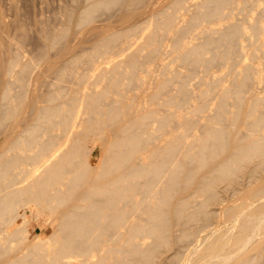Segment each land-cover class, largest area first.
Returning a JSON list of instances; mask_svg holds the SVG:
<instances>
[{"label": "bare ground", "instance_id": "1", "mask_svg": "<svg viewBox=\"0 0 264 264\" xmlns=\"http://www.w3.org/2000/svg\"><path fill=\"white\" fill-rule=\"evenodd\" d=\"M131 1L134 2V0ZM117 2H120V0H99L97 2L94 1V3L89 5L86 4L87 7H84L85 9L82 11V13H80V15L76 14L78 17L76 16L75 18L77 20L75 24L77 25L79 22L80 24L82 22H86V20L90 19L91 16L95 14L96 10L102 5L108 7L109 5L112 6V4L114 5ZM231 2L232 0H204V7L199 9L198 13L196 12L197 15L196 13L193 14L194 19L192 22L194 23L196 20L202 17L208 18L210 20L211 18L221 17L224 14V5ZM169 3H171V6L173 5V8L175 7L174 11L178 8L181 9L182 5L185 4L184 0H170ZM135 5L137 4L135 3ZM184 6L187 8L188 5L186 4ZM133 7L131 9L135 8ZM123 9H125V7ZM156 11L158 14L155 13V10L153 15L151 12H149V14L152 15L150 17L151 20H146L147 23L149 22L150 25L152 24L151 27H153H148L149 29L151 28L149 31H147L146 28L147 23L142 25L140 21L139 25L138 22L133 23L132 19L131 25L127 24L130 25L127 27L128 29H124L126 32H128V30L134 32L132 30L139 28L141 31L146 28V33H144L145 36L150 38L149 40L154 41L160 40V38H158L160 37V27L172 29L176 34L174 41L178 45H181V49H183L182 53H178L179 56H181L183 60L197 62L200 64L204 58L203 53L206 51L205 49L208 46L210 47L211 42L213 41V38L211 37L212 35L209 33L208 36L210 35V37H208L207 40L202 43L200 42L194 45H186L182 35L186 32L188 27L174 28L176 11L169 12L164 9V7L158 8ZM159 13H162L165 16L163 20L161 19L162 21L157 20L159 16H155L156 14L159 15ZM132 14L133 13L131 12L130 15ZM141 14L139 16H141ZM262 14L264 15V13ZM262 14L260 15L262 16ZM130 17L131 16H129V18ZM259 18L261 19V17ZM125 20L128 21L129 19ZM255 21V24L253 23L252 26L255 27L254 30L256 32L260 33L262 31V23L259 24V19H257V17H255ZM186 26H188V23ZM192 27H194V25L191 26V30ZM243 28L244 27L238 23H230L227 26L226 31H224L222 35L220 34V39L216 38L214 35L216 40L219 39L224 44H221V46H224L222 47L223 52L221 50L222 53H219V49L217 50L218 54H221V60H219V62L221 61L225 63L228 60L227 57L231 55L229 53L235 52V47L233 48L234 51L232 50L231 52V47L229 48V46L232 45L231 43H235L234 39L240 37V35L243 34ZM124 29H122L123 31H119L117 29V31L114 32L112 30V33L109 30V34H107V31L103 32V35L101 34L102 37L99 36L101 38H98V41H95V43H97V47H105V49H108V47H111L115 41H118L117 38L120 37V35L126 33L124 32ZM259 33H257L258 37L256 39V47L257 49L263 48L264 50V39L261 37V35H259ZM67 35L68 34H66V36ZM53 38L52 40L55 42L57 37L54 39ZM52 40L51 42L53 44ZM253 43L255 45L254 41ZM92 48L94 49V47ZM155 49L156 48H154V50ZM134 52L131 53L132 55H130V58H127L132 65H134L136 62L133 57L135 56ZM214 53L213 55L217 54ZM259 53L262 54L261 52ZM92 54L95 55L94 53ZM18 56L20 58V55ZM211 56L212 55L206 58H215L217 55ZM218 57L219 55L217 56V60ZM13 58L12 60H14ZM17 58L18 57H16V59ZM222 59H226V61H223ZM217 60H214V62ZM248 63L249 62H247V64ZM114 65L116 64L114 63ZM252 65L253 64H251V66ZM136 67L137 65H134V69ZM245 67H243V71L246 74L247 72L250 74L249 69H251V72L254 73V71H252V67L254 66L251 68L249 65L247 68ZM20 73L23 72L20 71ZM250 75L251 78H254L252 74ZM237 76L238 75L236 74V77ZM239 77L237 78L242 79V81H234L236 84L233 82V87L229 86V88L228 86H222L223 88L221 91L220 101L218 102L217 116L213 119L211 118L210 120H207L205 123L203 122L204 119L202 120L205 125L202 123L201 124L204 125V128L206 127V129H204L202 126V129L205 130L204 135H202L201 132V136L198 134V136H196L193 140H183L184 133L171 134V136L164 138V144H159V146L153 145L155 148L151 149V152L155 157H153L152 153H149L153 158L151 162V157L147 162L144 161L145 156L143 154V147L147 145V140H150V138L153 136L151 137L152 134H150V137L142 136L140 129L144 127V132L147 130L148 125H146L145 128V124L149 123L148 121L154 114L156 110V104L153 106H151V104L150 107H144L143 105H140L138 101H136V103L138 102L137 104L140 106L134 104L138 106V108H136V106L133 105V107L136 109L135 112L130 113V111H127L131 115L135 113L136 117L121 123L119 120L122 119L124 113L123 108L119 106V102L121 103L120 105H124L121 101L115 103L117 106L114 105V107L113 104H110L112 102H110L108 105H112L111 109H108L109 106L107 108L105 107L107 112L103 111L102 107L100 110L97 109L100 107L99 104H101L99 103V99L105 96L106 92V95H108L114 85L116 87L115 90H119V87L117 86H120V84H118L120 82L117 81V78L116 81L111 79L112 84L110 83V85L114 84L111 86V89L105 86L108 88L109 92L107 89H104V87L101 90L93 89L95 91L93 92V97H91L92 99L86 96H91L92 90L90 94H85L86 97L83 96L82 93L84 92H82V89V93L78 95V92L80 91L78 89L79 91L77 90L71 95L68 93L69 96H65L62 99L61 96L63 94L60 90H53L50 92L48 94V101H46L47 103L43 104L42 102L43 105L39 104L40 107H38L39 109L37 108L38 111H36L39 113H37L36 119H32V122L29 120L31 123H29L27 120L29 124L24 123L26 121L25 119L23 124L27 125H25L23 129H16L18 125L15 126V129L13 130H11L9 127L12 135H9V130H7V132L9 131L8 134H4L5 138L7 135H9L8 137H11V139L6 138L8 141L10 140V142L8 144H5L6 142H4L3 144H5L6 147L1 146L2 148L0 149V232L2 233H0V264H150L156 259L157 256H159L161 247H167L168 249H171L170 252L172 255L170 256V254H167L165 256H161L159 260L160 264H174L182 262V259L184 260L183 249L185 248L184 250H189L192 243L193 246L191 245L192 247L190 248L189 255L187 256V259L185 258L186 260H184L182 264H264V181L260 179V174L264 169V126H262L264 124V114L261 113V115H256L252 120H245L247 122L244 121L245 125H242V128L247 125L245 127L247 130L245 131L244 129V132L242 130V135L237 129L235 130L236 120L239 119V117L237 118V114L240 115V113L234 114L235 118L231 121L232 129L229 128L230 124H227L228 126L225 125L228 128L223 125L225 121L228 122L226 119L227 115H224V105L228 94H230L229 92L232 91V93H235L238 99V105H236V108H239L241 106L242 97H244L242 95L243 85L247 87L252 81L248 80V85V81L246 84L244 83L246 80L244 78L248 77V74L244 78H242V75ZM8 79L6 80L8 81ZM118 79H120V76ZM233 79L235 80V78ZM168 80H166V83ZM216 83L215 85L218 87L220 82H218V84ZM165 84L163 86H165ZM20 87L22 86L20 85ZM9 89L6 87V89L1 92L2 95L0 93V124L8 120L13 121L14 119L17 120L15 123L18 124V113L22 114L20 111L22 104L21 101H15V97L11 96ZM162 89L163 88L161 87L154 89V91H152L149 95L150 98L157 102L156 99H158ZM180 89L181 91L179 90V92H182V96L186 94L185 97H183L185 101H187L186 99H188V93L186 92L189 89L187 91L185 90L186 88L183 87ZM87 92L85 91V93ZM119 92L122 93L120 90ZM244 92L243 94H245ZM65 93L67 94V92ZM172 96H168L170 100L169 98L163 99L164 101L169 100L172 105L176 106L178 104L182 105L181 102H185L184 100L180 102L179 99V101L172 99L174 98ZM180 96L181 95H179V97ZM183 97L181 98L183 99ZM122 99L120 96V100ZM259 100H262L261 97L256 96L253 100L251 99L250 104H247L248 106L244 104L247 108L245 112V114L247 113V116H251L256 113ZM122 101L123 103L126 102L125 99ZM169 102L166 104L170 105ZM96 103L98 106H96ZM127 103L129 102L127 101ZM133 103H135V101L132 102V104ZM204 103L206 104L205 101L202 104ZM33 105L35 106V104ZM126 105L127 104L125 103V106ZM202 108L205 109L203 106ZM83 109L91 110L93 113L96 111V116H92L94 115L92 114L90 115L91 117H86L83 119L84 121L82 120L83 125L85 123V125L82 127L86 129V132H83L82 135H79L77 130H75L77 132H73L72 129L70 130V128L73 126L74 118H77V116L79 117ZM126 109L131 111L133 110L130 108L128 109V107ZM98 110L100 112L102 110L103 112L100 113ZM98 112L101 115L98 114L97 116ZM104 112L108 113V116H106L107 114L103 115ZM23 113H25V111ZM102 115L106 117L105 119L107 120L105 121H119L120 125L116 126L118 131L116 130V133H114L115 131L113 130L115 129H112V133L114 134H112L110 131V134L112 135L106 139L107 147L106 152L104 153V159L100 163H93L92 157L94 154V148L96 146H91L88 148L87 144L90 141L87 143V140L90 136H93L94 139H101L102 135L104 136V130L106 128L103 130V133L97 132V130L95 131V128L98 129L103 126L101 125L98 127L101 121L104 122ZM131 115H129V117ZM176 115V110L172 109L165 112L164 114L158 115L156 118L159 121V127L164 130L169 128L172 121L175 122V120H179V116L177 117ZM23 116L26 115H22V117ZM56 116H60V120H58L62 126H64L66 131L70 130L74 134L77 133L76 136L72 135L73 138H71L72 136L70 134L69 135L71 137H68V133H66L67 137L70 138L67 142L71 145L69 144L70 146L68 145L69 147L68 149L65 148L66 150L64 147V150L61 149L62 147L58 148L62 151H59L56 148V146H59V144L56 143L58 140H55L57 139V136L55 135L57 133L54 132L55 134H53V130L51 129H54L53 125L49 124L50 126L48 127L50 135L47 134V138L42 136V133H44L42 132L44 131V126L47 131V123H53V120ZM99 116H102V118ZM175 116L178 119H175ZM224 116L226 120L224 119ZM19 118H21V116ZM105 123L104 125L107 126ZM186 123L189 124L191 122L187 121ZM188 124L186 125L187 131H189V128L194 127V125L190 124L191 126H189ZM10 125L13 127L12 122ZM54 125L57 126L58 124ZM74 127L75 126H73V128ZM139 127L142 128L139 129ZM49 128L52 131H50ZM14 130L18 131L13 134ZM146 135L149 136V134ZM105 136L107 137V135ZM150 144L151 143H149V146ZM145 147L147 148V146ZM179 152L182 154V157L179 156L180 158L178 157ZM180 159L181 161L185 160V166H187V164L190 166H187L188 168L184 166V168V164H182ZM186 161H189L192 163V165L190 163L186 164ZM207 164L210 167L204 170V167L208 166ZM139 177L142 178L140 179ZM164 178H167L166 180L168 181L167 184L162 187L164 183L162 184L161 182H164ZM244 178H248L254 180V182H257L256 187L250 190V197L252 196L250 199L256 197V202L250 203L254 201V198L250 202L247 200H242L240 202H231L226 204V219L232 221V225L230 222V226L225 224V227L222 229L212 226L214 223L212 222V219L214 218V212L209 208V206L211 203L217 202L222 197V190H228L231 188L234 192L239 191L240 185H242L245 180ZM223 181L226 183L223 184ZM222 185H225L224 188ZM193 186L196 187H194V190H192ZM161 187L163 193L161 192L162 194H158L161 191ZM187 187V191L191 190L197 192L199 190L205 195H203L205 197L204 200H201L203 203L200 202L201 205H197V207L194 206V209H190L189 207L192 206L193 203L191 202L194 200L191 198L193 197L191 191V194H185L183 192L184 194L182 193V195L174 197V192L176 193L177 190L181 188H185L186 190ZM189 187L192 189H189ZM138 191L140 194L142 193L141 197H137ZM141 204H144L146 209L144 206L141 207ZM26 206L31 209V213H36H34V215H37L38 213L40 214V212H46L48 215H54V220L59 222H55L57 224L55 232L57 233L58 237L57 240L54 239L58 244H56L54 241L53 244L55 243L56 245L52 247L51 244H49L51 247H46L44 243L43 246L39 244L42 241L44 242L42 239L41 242L37 240L39 243L33 241L32 244H27L28 247L25 245V249H27V251L30 249L29 252H26L23 246L22 248L24 249L25 253L23 252L21 254L20 252L19 255H16L15 252L19 251L17 250V247L20 246L19 245L16 247V245L20 243L19 241L16 242V240H22L23 238H26L28 232L26 233L25 231H28L27 229L29 227L27 224L25 226L22 225L23 223L17 224L13 229H9L8 226L14 224L18 217H23L26 215L24 209V211H19L21 207L25 208ZM141 211L146 212V214L144 213L146 217L143 215L139 216ZM136 213H139V215ZM134 215H137L138 218H135ZM144 219H148V222L146 220V222H142ZM192 222H196V225L191 226L190 223ZM230 227L232 229H230ZM146 235H152L153 241L146 242L144 240ZM142 239L143 241H141ZM14 240L16 242L15 246L11 244L14 243L11 242ZM202 246L203 250H205L204 252H202ZM22 248H20V251ZM12 250H17L14 252L15 256L13 255V257H11L12 254L10 255L9 253ZM6 254H8L7 257L10 255L11 258H5L4 256H6ZM184 254H186V252ZM111 258L112 262L108 261V259Z\"/></svg>", "mask_w": 264, "mask_h": 264}, {"label": "rangeland", "instance_id": "2", "mask_svg": "<svg viewBox=\"0 0 264 264\" xmlns=\"http://www.w3.org/2000/svg\"><path fill=\"white\" fill-rule=\"evenodd\" d=\"M94 1L97 2L99 0H0V83H1L0 84V93L3 92L6 89V87H8V89L11 88V89H9V92H10L11 96L15 97V99L13 97H11V98H13L15 101L19 100L22 103L21 109H20L22 114L18 113V121H19L18 124L15 123V121L17 122V120H15V119L13 121L8 120V121H5L4 123L0 124L1 125L0 126L1 127L0 128V149L2 148L1 146L6 147L5 144H8L10 142V140L8 141V139H11V137L9 138L8 136L12 135V133L9 130V127L11 130H13V129H15L14 127L18 125L19 127L17 126L16 129H18V128L23 129V127H25V125L32 122V119H36L37 113H39V112H36L39 109L38 107H40L42 102H43V104L47 103L46 101H48V96H49L48 94L50 92H52L53 90H57V91L60 90L62 92L63 95L61 96V99L64 98L65 96H69V94L70 95L73 94L78 89L80 90V91L78 90L80 92V93L78 92V95H80L82 92H84V93H82L83 96H85V94H88V93L90 94V92L92 90L91 96L86 95V96L91 98V97H93L92 95H93V92L95 90H101L103 87H104V89H107V90H108V88L111 89V86L114 85V84L110 85V83L112 84L111 79L116 81V78H117V81L120 82L118 84H120V86H121L120 87L118 85L117 87H119V90L122 93H120L119 90L118 91L115 90L116 87L114 85L110 92L108 90V92H109L108 95H106L107 94V92H106L105 96L100 98L103 100L99 99V101H100L99 103H101V104H99L100 107H98V108L96 107L97 109L100 110V108L102 107L103 109L102 108L101 109L103 111L107 112L106 108L109 106L108 104L110 102H112L110 104H113V107H114V105L117 106V104H115V103L121 101L122 104H124L123 105L124 107L122 105H120L121 104L120 102H119V106H121L123 108L124 113H123V117H122L123 121H122V119H120L119 121L122 123V122H126V120L128 121L129 119L136 117L135 113H133L131 115L127 112V111H130V113L135 112L136 109L133 107L134 104L138 105L137 103L139 102V104L143 105L144 107H150L151 104H152L151 106L156 104L155 105L156 110L154 112L155 115L153 114L154 116L152 115V117L148 121L149 123L145 124V128H146V125H148L147 130H145V132L147 131L148 133L144 132V129H143L144 127L143 128L139 127V129L142 128V129H140L142 136L150 137V134H152L151 137L153 136L152 138H150V140L149 139L147 140L148 143H147V145H145V146H147V148L145 146L143 147V154L145 156V160H144L145 162L150 160V157L152 158V155H153V157H155L154 154L151 152V149L155 148L153 145L159 146V144H162V143L164 144V142H165L164 138L171 136V134L184 133L183 140H193L201 132H202V135H204L205 134L204 129H206V127L204 128V125H205L204 123L207 120H210L211 118L213 119L217 116L218 102L220 101L222 88L226 87V86H228V87L232 86L233 87L234 84H236L234 81H237V82H239L240 80L242 81V79L237 78L241 75H242V78H244L248 74V77L244 78V79H246L244 82L245 84L248 80L249 81L252 80V81L250 82L249 85H248L249 81L247 82V85H248V86L246 85L247 87H245V85H243L242 95L244 97H242L241 106L240 107L238 106L239 108H236L237 107L236 105H238L237 104L238 99H237L235 93L234 92L232 93V91L229 92L230 94H228V96H227L228 101L226 100L225 105H224V115L225 116L227 115L226 119L228 120V122L225 121V123H223V125L228 126L227 124H230L229 128H231V126H232L231 121L235 118L234 114L240 113V115L237 114V118L239 117V119L236 120L235 130L237 129L239 131V133L242 135L245 127L247 126L246 125V126H244V128H242V125H245V123H244L245 120H247V119L252 120L254 116L261 115V113L264 114V109H263L264 108L263 107L264 106L263 105L264 104V101H263L264 100V50H263V48L257 49L256 39L258 37L257 33H259V32H256L254 30L255 27L252 26L253 23L255 24V22H256L255 17H257V19H259V24L262 23V29H261L262 31L260 30L261 32L259 33V35H261V37L264 39V29H263L264 28V15L262 14V13H264V12H262V11H264V0H254V2H253V0H244V1L243 0H232V2H231L232 4L227 3L224 5L225 6L223 9L224 14L221 17L211 18V20L208 18L202 17V18L198 19L199 21L196 20L194 23L192 22L194 19L193 14H195L196 12L198 13L199 9L204 7V0H184L185 4L182 5L181 9L178 8L179 10L178 9L175 10L176 12L174 11L175 7L173 8L172 7L173 5L171 6V3H169L170 0H158V1L157 0H140V1L134 0V2L131 0H125V1L120 0V2H117L114 5L112 4V6H115V7H112L111 5H109L111 7L108 6L111 10L105 5H102L101 7H99L100 9L98 8L96 10L95 14L92 15L90 19L86 20L87 24H86V22H84V23L82 22L81 24H80V22L79 23L77 22L78 24L76 25L75 24V22L77 21L75 19L76 16L80 15V13H82V11L87 7L86 4L89 5L91 3H94ZM128 2H130V3H128ZM160 2H161V4H160ZM135 3L137 5H135ZM128 4H130V5H128ZM147 4H149V5H147ZM186 4L188 5L187 8H186V6H184ZM250 4H252V5H250ZM116 5H117V7H116ZM167 5L169 8L167 7ZM242 5H243V7H242ZM136 6H138V7H136ZM156 6L157 7L159 6L158 8L164 7V9H166L169 12H175V26H174L175 29L178 27L179 28H181V27L187 28L188 27L186 32L182 35V38L186 42V45H194V44H196V43L198 44L200 42L202 43V42L206 41L207 38L210 37V35H212L211 37L213 38L214 42L213 41L211 42V45H210L211 48L208 46L205 49L206 51H204V53H203V57H204L203 60L201 62L198 61V62H200V64H198L197 62H191V61L183 60V58L181 56H179L178 53L179 52L182 53L183 49H181L182 48L181 45H178L174 41V37L176 36V34H175V32H173L172 29L160 27V30H161L159 32L160 37H158V38H160V40H157V41L149 40L150 38L145 36L144 33H146V28H147V31H149L151 28H153V27H151L152 24L150 25L149 22H148L149 23L148 24L146 20L147 19H149L148 21L151 20L150 17L154 14V10H155V13H157L156 9L158 10V8ZM124 7H125V9H123ZM132 7L134 9H131ZM128 9H129V11H128ZM135 10H137V11H135ZM129 12L130 13L132 12L134 15L133 14L130 15ZM149 12H151L152 15L149 14ZM125 13H126V15H125ZM139 13L140 14L142 13L143 15L141 14V16H139L140 15ZM144 13H145V15H144ZM197 13H196V15H197ZM147 14H149V15H147ZM157 14L155 16L156 17L159 16V17H158V19L157 18L156 19L162 21L165 16L162 13H159V15H157ZM260 14H262V16ZM129 16H131V17L129 18ZM258 16L261 17V19ZM93 17H95V18H93ZM92 18H93V20H92ZM125 19H129V20L127 21ZM131 19L133 20L132 21L133 23L138 22V24L140 25V21H141L142 25L144 23L145 24L147 23L148 26L146 25V28H144L141 31L138 28V29L132 30L134 32H131L130 30H128V32H126V30L128 29L127 27L130 26L132 23ZM119 20H121V21H119ZM231 21H233V22H231ZM177 22H178V25H177ZM184 23H186V24H184ZM187 23H188V26H186ZM230 23H238L244 27L243 28L244 30L242 32L243 34H241L240 37H237L236 39H234L235 43L229 42L232 44V45L229 44V45H231V46H229V48L231 47L230 48L231 52H232L234 47H235L234 48L235 52L229 53V54H231V55H229L231 57L228 56L227 61H226V59L225 60L222 59L223 61H226L225 63L221 62V61H220L221 62L220 63L219 60H221V57H220L221 54H218V51H220L219 53L223 52L222 47H224L223 46L224 44L219 40L220 39L219 36L221 37L222 33L224 31H226V28ZM127 24H130V25H127ZM75 25H76V27H75ZM193 25H194V27H192V30H191V26H193ZM148 27H151V28L149 29ZM220 27H221V29H220ZM213 28H214V30H213ZM117 29L119 31H123L122 29H124L125 30L124 32H126V33L120 35V37L117 38L118 41H115V43H113V45H111L113 50L111 47H108V49H105V47H102V48L101 47L98 48L99 46L97 47V45H96L97 43H95V41L98 38L102 37L101 34L103 35V32L107 31V34H109L110 31L112 33V30L114 32V31H117ZM211 31H213V32H211ZM64 32H65V34H64ZM209 33H210V35L208 36ZM62 34H63V36H62ZM66 34H68V35L66 36ZM214 35L216 36V38H219V39L216 40V38H214L215 37ZM99 36H101V37H99ZM53 37L54 38L57 37L58 40L56 39V41L54 42L52 40ZM51 40L53 41V44H52ZM119 41H120V43H119ZM218 41H220V42H218ZM253 41L255 42V45H254ZM239 43H240V45H239ZM221 44H223V45L221 46ZM92 47H94V49ZM154 48H156V49L154 50ZM96 49H98V50H96ZM105 50H106V52H105ZM221 50H222V52H221ZM240 50L243 52H241ZM215 51H217V52H215ZM133 52L135 55L133 57L136 60L134 65L135 66L137 65V67L135 69H134V65H132L130 63L129 59H127V58H130V55H132L131 53H133ZM253 52H255V53H253ZM259 52H261L262 54H260ZM92 53H94L95 55H93ZM213 53L214 54L217 53L216 55L217 56L219 55L220 58L218 57V60H217V56L213 55ZM238 53H240V54H238ZM18 55H20V58ZM210 55L216 56V57L215 58L209 57L210 59L206 58ZM232 55H233V57H232ZM15 56L18 58L16 59ZM12 58L15 61L12 60ZM72 58H73V60H72ZM76 58H77V60H76ZM19 59H20V61H19ZM206 59L208 61L209 60L210 61L208 62ZM214 60H217V61L214 62ZM217 62H219V63H217ZM247 62H249V63L247 64ZM9 63H10L11 67L9 66ZM114 63L116 65H114ZM129 63L131 64V67H130ZM210 63H211V65H210ZM222 63H224V64H222ZM250 63L253 64L252 66H254V67H252ZM248 65L250 66V68L252 67V71H254V73H253V72H251V69H249L250 74H252L254 76V78L252 77L253 79L251 78V75L247 72V70H246L247 74L243 71L244 70L243 67L246 66L245 68H247ZM21 66H23V67H21ZM26 68H27V70H26ZM133 69H134L135 73H134ZM236 70L238 71V73ZM20 71L23 73H20ZM243 72H244V74H243ZM7 74H9V75H7ZM236 74L238 75L237 77H236ZM245 74H246V76H245ZM119 76H120V79H118ZM169 77H171V78H169ZM215 78L218 82H220L218 87H216V85H215V83L217 82L215 80ZM233 78H235V80ZM239 78H241V77H239ZM6 79H8V81ZM12 80H13V82H12ZM163 80H164V82H163ZM166 80L169 81V82L167 81L168 84L166 83ZM214 80H215V82H214ZM21 81H22V83H21ZM115 81H113V82H115ZM162 82H163V84H162ZM218 82L216 84H218ZM233 82H234V84H233ZM164 84L166 87L163 86ZM20 85L22 87H20ZM108 85H110V86H108ZM105 86L108 88H106ZM158 87L163 88L162 89L163 91L161 90V93L159 94L160 97L158 96V99H156L157 102H155L150 98L149 95L152 91H154V89H156ZM181 87L186 88L185 89L186 91L189 89L186 92V93H188V95H187L188 99H186L187 101H185V99H184L186 94H184L183 95L184 97H183L182 92H179V90L181 91V89H180ZM81 89H82V92H81ZM93 89H95V90H93ZM205 89H206V91H205ZM207 89H209V90H207ZM63 90H64V93L67 92V94L65 93L66 95L63 93ZM83 90H85L86 92L87 91H89V92L85 93V91H83ZM244 90H245V92H244ZM243 92L245 94H243ZM1 95H2V93H1ZM1 95H0V97H1ZM179 95H181V96L179 97ZM120 96H121V99L123 98L122 100L125 99V101H126L125 103L127 104L126 106H125V103H123V101L120 100ZM168 96L174 97L172 99H175V100L179 99L180 102L182 100H184L185 102H181L182 105H180V104H178L177 106L172 105L169 102L170 98ZM256 96H258V97L260 96L262 100H259L258 107L256 109V113H254L251 116H247V113L245 114L246 109H247L246 106H248L247 104L248 103L250 104L251 99L253 100L254 97H256ZM181 97H183V99ZM163 98L164 99L169 98V100L168 101L165 100L166 101L165 102ZM236 99H237V101H236ZM33 101H35V102H33ZM127 101L129 103H127ZM134 101H135V103L132 104V102H134ZM136 101H138V102L136 103ZM204 101L206 102L207 105L205 103L202 104ZM235 101H236V103H235ZM261 101H263V102H261ZM130 102H131V104H130ZM168 102L170 103V105L166 104ZM227 102H229V103H227ZM36 103H37V106H36ZM242 103H243V106H242ZM261 103H263V104H261ZM33 104H35V106ZM136 105H134V106H136ZM140 105H138V106H140ZM22 106H23V108H22ZM96 106H98L97 103H96ZM111 106L112 105L109 106L110 108L108 107L109 110L111 109ZM138 106H136V108H138ZM143 106H141V107H143ZM202 106L205 107V109L206 108L207 109L205 110L204 108H202ZM206 106H208V107H206ZM127 107H128V109L130 108L133 110L132 111L127 110L126 109ZM97 109H95V110H97ZM171 109L176 110V112H177L176 116L177 117L179 116L178 117L179 120L178 121L175 120V122L172 121L170 123L171 124L170 127L167 128L166 130H164V129L159 127V124H158L159 121L157 120L156 117L160 114H164L165 112H167ZM102 110H101V112L100 111L99 112L102 113L103 112ZM24 111H25V113H23ZM125 111H126V113H125ZM257 111H258V113H257ZM99 112L97 113V116H98ZM106 112H104L105 114L103 113V115L107 114L106 116H108V113H106ZM95 113H96V111H94V113H93L91 110L83 109L82 112L80 113L79 117L77 116V118L76 117L74 118L73 126H75V127L73 128V126H72L70 128V130L72 129L73 132L75 130H77L79 135L80 134L82 135L83 132H86L85 131L86 129H84V127H82L85 125V123L83 125V121H84L83 119L86 117H91L90 115H92V114H94L92 116H96ZM127 113L129 115H131L130 116L131 118L129 117V115ZM124 114H127V115H124ZM22 115H26L27 117L26 116L22 117ZM99 115H101V114H99ZM20 116H21V118H19ZM34 116H35V118H34ZM102 116H99V117L102 118ZM202 116H204V117H202ZM225 116H224V119H225ZM28 117H29V119H28ZM177 117L175 119H178ZM105 118L106 117L103 116L104 122L101 121L99 123L100 125L99 126L97 125L98 127L103 125L100 128H98L99 131L97 128H95V131L97 130V132L103 133L105 131L104 136L102 135L101 139H94L93 136H90L87 140V143L90 141L87 144L88 148L91 146H94V147L96 146L94 148V154L92 157L93 163H100L104 159V155H105L104 153L106 152V147H107V140L106 139L108 137H110L112 134L116 133V130L118 131V129H116V126L120 125L119 121H116V122H114V121L110 122L109 120L105 121V120H107ZM25 119H26V121H25ZM58 119L60 120V116H56L54 119L55 121L53 120V123H47V125H48V126L46 125L47 131H46L45 126H44V129H43L44 131H42L44 133H42V136L46 137L47 134L50 135V132L48 131V127L50 125H53L54 129L53 128H51V129L53 130V134L57 133V134H55L57 136L56 137L57 139H55V140H58V141H56V143L59 144V146L56 144L58 146V147L56 146V148H57V150L62 151L58 148L62 147L61 149H63V147H64V149L65 148L68 149V147L71 145L70 143L67 142L68 139H70L68 137L70 135L76 136L77 133L74 134L70 130L66 131V129L64 128V126H62V124L60 123V121ZM27 120L29 123L27 122ZM186 120L191 122V123H189V124L186 123L187 122ZM202 120L204 123L202 122ZM263 120H262V122H263ZM81 121H82V125H81ZM6 122H9V123H6ZM11 122L13 123V125H12L13 127H11V125H10ZM23 122L27 123V124H23ZM105 122H107V123H105ZM194 122H198V123H194ZM245 122H247V121H245ZM104 123L107 124V126H105ZM201 123L204 125H202ZM54 124H56V125L58 124V125L55 126ZM187 124L189 126L194 125V127H191L193 129L189 128L188 129L189 131H187V128H186ZM6 125H8V126H6ZM157 125H158L159 129H158ZM261 125H262V123H261ZM60 126H62V127H60ZM202 126L204 129H202ZM262 126H264V124ZM226 128H228V127H226ZM261 128H263V127H261ZM20 129H18V130H20ZM51 129L49 128L50 131H52ZM112 129H115V130H113V131H115L114 133H112L113 132ZM7 130H9L11 133V134L9 133V135H7L6 138H8V139L5 138L6 133L8 134V132H9V131L7 132ZM18 130H16V131L14 130L15 132L13 131V134H15ZM100 130H102V131H100ZM242 130H243V132H242ZM246 130L247 129H245V131ZM77 131H75V132H77ZM110 131L112 134H110ZM143 132L145 135L143 134ZM66 133H68V137H67ZM51 134H52V132H51ZM108 134H109V136H108ZM146 134H149V136H147ZM105 135H107V137ZM73 136L71 138H73ZM200 136H201V134H200ZM4 142H6V143L3 144ZM149 143H151L150 146H149ZM60 145H62V146H60ZM160 146H162V145H160ZM194 148H196V147H194ZM192 150H193V148H192ZM149 153H152V155ZM179 156L182 157L181 152H179L178 157ZM152 160H153V158L150 160V162ZM180 161H181V159H180ZM184 161L185 160L181 161L182 164L185 163ZM187 163H190V162L186 161V164ZM190 164L192 165V163H190ZM184 166H185V164L183 165V167ZM187 166L189 167L190 165L187 164ZM187 166H185V167L188 168ZM209 167H210L209 165L207 167L205 166L204 170L208 169ZM139 178L141 179L142 177H139ZM139 178H138V180H139ZM143 179H144V177H143ZM166 179L167 178H164V182L163 181L161 182L162 184L164 183L162 185V187L167 184L168 180H166ZM244 179L245 180H244L243 184L240 185L239 191L234 192L231 188L228 190H222V197L217 202L211 203L209 208L212 209L214 212V218L212 219L213 220L212 222H214V223L212 224V226L222 229L225 227V224L226 225L228 224L227 226H230V222H231V225H232V221H229L226 219L227 218V212L225 211L226 204L231 203V202H240L242 200H247L248 202H250L254 198H255L254 201H252L250 203L256 202V200H257L256 197H254L253 199H250L252 197V196L250 197V190L252 188L256 187L257 182H254V180H251L248 178H244ZM260 179L264 181V169L262 170V172L260 174ZM165 180H166V183H165ZM225 183L226 182H224L223 184H225ZM224 186H223V188H224ZM162 187H161V191L158 194H160L161 192L163 193ZM191 187H189V189H192ZM194 187L195 186H193L192 190H194ZM159 189H160V187H159ZM181 189L177 190L176 193L178 195L174 192V194H175L174 197L182 195L183 192L185 194H191V192H192L193 197H191V198L194 200H192L191 203H193L194 205L192 204V206H189L190 209L191 208L194 209L195 208L194 206L197 207V205L200 206L201 203H203V202H201V200H204L205 195L202 194L203 193L202 191L200 192L198 190L199 192L197 191L198 192L197 193L196 191L190 190L191 191L190 192V191H187L188 187L186 188V190H185V188L182 190ZM137 194H138L137 197L142 196L141 195L142 193L140 194L139 191L137 192ZM142 206L145 207L144 204L143 205L141 204V207ZM202 207H204V206H202ZM23 209L25 210L26 215H24L23 217H18L14 224H12L11 226H8L9 229H13L14 226H16L17 224L23 223L22 225L25 226L27 224V226L29 227L27 229L28 231H25L26 233L28 232L27 233L28 235L26 236V238H23L22 240H16V242H18V241L20 242L16 245V247L20 245L19 246L20 248H22L24 246L23 248L25 249L26 246L28 247L27 244H29V243L32 244L33 241L39 243V241L41 242V239L44 240V242L42 241L41 243H39L42 246H43V243L45 244L46 247L47 246L53 247L54 245L58 244L57 241L54 240V239L57 240V237H58L57 233L55 232V228L57 227L56 223L58 221L56 222L54 220V218H55L54 215H48V213H46V212H40V214L38 213L39 216H38V214L34 215L35 212L31 213L30 212L31 209H29L28 206H26L25 208L21 207L19 209V211H24ZM145 209H146V207H145ZM200 209H202V208H200ZM57 213H58V211H57ZM144 213L146 214L145 211H143V212L141 211L140 215H139V213H136V214H138L139 216L143 215L146 217V215H144ZM58 217H60V216H58ZM134 217L138 218L137 215H134ZM145 220L148 222V219H144L142 222H146ZM226 221H228L229 223ZM190 225L195 226L196 222H192V223H190ZM230 229H232V228L230 227ZM55 233H56V235H55ZM54 237H56V238H54ZM45 239H46V241H45ZM37 240H39V241H37ZM144 240L146 242L147 241L152 242L153 236L152 235L151 236L146 235ZM54 241L56 242V244L55 243L53 244ZM141 241H143V239ZM11 242H14V243H11ZM11 242L10 243L13 246H15V243H16L15 240L11 241ZM49 244H51V246ZM191 245L193 246V243ZM191 245H190V248L192 247ZM19 247H17V250H19V251L15 250V251H17V252H15L12 250L11 251L12 253L9 252L10 255L12 254L11 257H13V255L15 256V253H16V255H19L20 252H21V254L24 252V249L22 248L20 251ZM190 248H189V250L186 248L188 250V252H187V250H184L185 248L183 249V255L184 256L183 255L182 256H183L184 260L187 259V256L189 255V252H190ZM201 249H202V252L205 251V250H203V246ZM29 250L30 249H28V251H27V249H25L26 252H29ZM170 250L171 249H168L167 247H161L159 256H157L156 259L153 262H151L150 264H160L159 260H160L161 256H163V255L165 256L167 254H170V256L172 255ZM184 251L186 252V254H184L185 253ZM8 254H6V256H4V257L5 258H11L10 255H9V257H7ZM184 260L182 259V262H178V263H174V264H182ZM108 261L112 262V258L108 259Z\"/></svg>", "mask_w": 264, "mask_h": 264}]
</instances>
